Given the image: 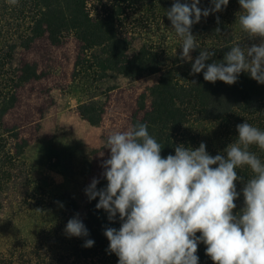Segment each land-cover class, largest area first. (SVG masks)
<instances>
[{
	"label": "trees",
	"instance_id": "obj_1",
	"mask_svg": "<svg viewBox=\"0 0 264 264\" xmlns=\"http://www.w3.org/2000/svg\"><path fill=\"white\" fill-rule=\"evenodd\" d=\"M173 2L17 0L12 4L10 0H0V209L5 192L29 186L22 179L25 173L21 168L29 143L20 137L17 127L6 125L5 117L18 103V89L43 77L37 64L18 59L19 51L30 50L40 39L47 38L54 46L63 45L70 36L79 42L72 79L76 89L88 96L78 104L77 111L92 127L103 124L110 93L116 88L114 80L123 77L135 81L158 75L157 82L139 95L132 126L148 125L149 134L163 147L162 157L174 155L175 144L196 148L201 142L215 156L236 139V126L243 122L264 131V84H258L249 74L241 73L233 85L222 81L213 84L204 80L203 72L191 75V63L179 60L181 52L172 55L168 63L152 41L147 39L135 46L132 27L145 29L158 25L165 31L173 30L166 17V10ZM180 2L191 3V0ZM211 6V0H200L202 9ZM240 10L238 0H229L223 11L201 17L193 25L192 33L199 43V49L191 53L193 61L199 50H214L213 60L220 61L232 46L247 45L238 40ZM218 27L220 32L215 31ZM176 46L181 48V38ZM193 80L196 84L191 83ZM249 151L264 163V150L252 145ZM237 173L245 181L254 175L247 166L238 168ZM106 184V180L100 179L97 187ZM242 188L243 184L238 181L240 196L235 201L234 213L244 206ZM40 190L37 185L32 196L38 198ZM98 199L89 202L87 198L85 216L79 213V204L74 198L68 200L71 213L67 219L79 213L89 230L87 238L71 237L65 250L54 241L59 244L55 249L50 241L52 235L42 231L34 244L1 254L0 264H118V257L108 251L109 241L103 233L105 227L119 229L120 223L119 220L110 223L107 213L96 209ZM53 232L60 237L59 228ZM85 239L94 240V245L83 247ZM196 255L198 264H214L206 255L203 243L198 244Z\"/></svg>",
	"mask_w": 264,
	"mask_h": 264
},
{
	"label": "clouds",
	"instance_id": "obj_2",
	"mask_svg": "<svg viewBox=\"0 0 264 264\" xmlns=\"http://www.w3.org/2000/svg\"><path fill=\"white\" fill-rule=\"evenodd\" d=\"M228 3L211 0L212 6L202 9L200 0H174L166 17L182 40L179 60L191 63V75L203 72L204 80L213 84L233 85L241 73L264 84V0H238L240 28L258 43L234 45L220 61L213 60L214 50H199L193 61L191 53L199 49L193 25ZM236 132V139L215 156L201 142L196 148L175 144V154L162 157L163 147L146 123L107 137L109 157L100 164L101 177H94L84 193L89 202L99 198L95 207L107 213L110 223L119 220V229L105 227L103 233L118 264H198L200 243L214 264H264V163L249 151L252 145L264 150V131L243 122ZM244 166L254 174L247 181L237 173ZM100 179L107 181L105 187H97ZM238 181L244 206L234 213ZM64 232L69 238L89 236L79 213ZM93 245L94 240L85 239L82 246Z\"/></svg>",
	"mask_w": 264,
	"mask_h": 264
},
{
	"label": "rangeland",
	"instance_id": "obj_3",
	"mask_svg": "<svg viewBox=\"0 0 264 264\" xmlns=\"http://www.w3.org/2000/svg\"><path fill=\"white\" fill-rule=\"evenodd\" d=\"M131 32L135 46L147 39L152 41L168 63L172 55L182 51L176 46L179 37L174 30L149 25L145 29L132 27ZM238 40L240 44L259 42L249 41L242 30ZM78 51L74 36L61 46L44 38L30 50L19 51L18 59L37 64L43 77L18 89V103L5 117L6 125L17 127L20 137L29 143L21 167L25 173L22 179L29 186L1 196L0 255L34 244L42 231L52 235L55 249L59 244L63 250L68 249L71 238L64 232L71 213L68 200L74 198L79 213L85 216L84 189L94 177H101L100 164L109 157V150L104 148L107 137L132 126L139 95L158 80V75L135 81L123 77L114 80L116 88L110 93L103 124L92 127L77 111L78 104L88 99L72 79ZM37 185L41 189L39 202L32 196ZM58 228L60 237L53 232Z\"/></svg>",
	"mask_w": 264,
	"mask_h": 264
}]
</instances>
